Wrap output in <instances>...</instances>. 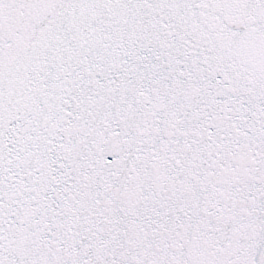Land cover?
<instances>
[{"label": "snow or ice", "instance_id": "obj_1", "mask_svg": "<svg viewBox=\"0 0 264 264\" xmlns=\"http://www.w3.org/2000/svg\"><path fill=\"white\" fill-rule=\"evenodd\" d=\"M0 264H264V0H0Z\"/></svg>", "mask_w": 264, "mask_h": 264}]
</instances>
